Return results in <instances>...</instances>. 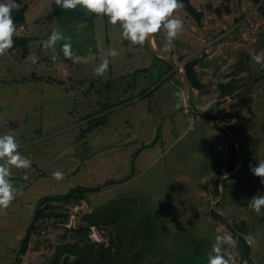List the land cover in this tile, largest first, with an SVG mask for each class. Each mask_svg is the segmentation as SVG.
Listing matches in <instances>:
<instances>
[{"label":"rangeland","instance_id":"374dc122","mask_svg":"<svg viewBox=\"0 0 264 264\" xmlns=\"http://www.w3.org/2000/svg\"><path fill=\"white\" fill-rule=\"evenodd\" d=\"M16 2L20 7L25 5V11L15 35L30 40L24 58L19 49L0 57V135L16 137L18 151L30 158L31 167H11L10 180L18 192L9 208L0 209V264L13 260L35 202L75 187L95 189L79 203H86L83 210L89 209L90 219L103 228L102 242L113 244L112 253L101 260L86 252L85 264H207L216 237L232 233L209 212L206 198L212 191L193 180L205 177L204 171L211 166L207 161L216 163L218 152L202 154L198 148L204 147L200 144L201 127L194 124L187 129L186 115L175 108L178 93L173 83L181 87L182 83L167 70L168 62L153 54L148 42L130 45L122 38L119 24L112 26L106 17H96L79 6L69 10L57 6L55 0ZM189 2L201 7V24L183 9L177 10L174 16L184 21V28L174 47L164 51L166 31L162 29L153 36L155 49L175 63L186 59L184 43L193 38V27L194 33L202 34V41L215 38L213 46L224 42L215 53V58H221L220 65L227 62L223 76L224 71L235 74V69L240 70L235 93L229 97L234 100L229 102L241 106L238 132L242 136L235 130L240 169L221 182L223 190L216 207L228 222L243 221L253 244L245 259L240 242L232 235L236 246L224 245V249L235 264L247 263L248 259L252 264H264V214L248 206L253 196L264 193L260 178L249 170V165L264 162V63L253 60L256 53L264 51V17L248 0ZM55 29L71 37L73 59L64 57V41L52 48L43 46ZM109 49L119 55L109 58L105 75L97 76L93 70ZM33 53L39 57L35 64L29 59ZM192 57L201 59L202 55L190 54ZM162 72L166 75L155 93L142 94ZM198 79L204 85L203 92H209V79L200 72ZM158 92L166 98L155 104ZM186 99L192 102L191 92ZM230 104L227 114L236 113ZM101 115L105 121L86 131L87 124L94 122L91 118ZM160 120L186 129L179 141L169 146L168 137L160 145ZM166 146V153L158 158ZM204 148L214 146L210 143ZM177 152L180 161L185 160L181 167L190 169L178 172V177L190 180L186 184L181 181L174 185L170 166L163 169L171 153L176 156ZM56 170L63 172V180L53 178ZM201 192L205 196L198 197ZM50 221L39 236L32 235L17 264H51L54 243L69 239L70 232L51 226ZM73 222L65 227L70 228Z\"/></svg>","mask_w":264,"mask_h":264},{"label":"clouds","instance_id":"9594fccd","mask_svg":"<svg viewBox=\"0 0 264 264\" xmlns=\"http://www.w3.org/2000/svg\"><path fill=\"white\" fill-rule=\"evenodd\" d=\"M57 6L62 9H76L77 6L99 18H107L110 25L119 24L121 36L130 42L132 46H144L146 42L151 43L154 34L162 29L166 31V43L164 51L169 52L174 47V41L181 34L184 28V21L175 17L174 13L183 8L181 0H55ZM20 4L16 0H0V57L8 54L14 47V36L17 31L12 13L17 10ZM64 41L61 51L66 59H73L71 37H66L59 29L51 32L48 39L43 43L45 48H52L58 42ZM119 53L115 49H109L105 57L94 68L97 76L106 74L110 59L116 58ZM29 59L33 64L39 61L35 53ZM56 59V57H53ZM253 60L257 64L264 63V51L256 53ZM16 137L11 134L0 135V209H7L14 201L18 189L10 180L12 175L11 167L17 169H29L30 158L23 156ZM249 170L254 177L260 178L264 185V162L256 166L249 165ZM57 181L64 179L63 172L56 170L52 173ZM252 210L257 214H264V193H258L249 201ZM236 240L232 234L218 235L212 245V253L208 256L207 264H235L230 253H226L224 245L229 248L236 246Z\"/></svg>","mask_w":264,"mask_h":264},{"label":"crops","instance_id":"0c3cea01","mask_svg":"<svg viewBox=\"0 0 264 264\" xmlns=\"http://www.w3.org/2000/svg\"><path fill=\"white\" fill-rule=\"evenodd\" d=\"M191 31H192V36H193L194 39L190 38L188 43H184V46L186 45L185 47L188 50L184 54L183 58H187V57L189 58L190 54L196 55L197 53H199L200 55H202L201 59H198V62H200V63L198 65V68H197L198 70L197 71L200 72L203 77H206V78L209 79L210 88H209V92H207V93L203 92V89H202L203 87L201 89H199V90L189 89L188 93L191 92V94H192V102L189 103V105H191L192 107H197V106H200L201 104H203L204 102H206L210 98H215L216 102L212 106V110H211V114L212 115L211 116L197 115L196 113L191 112L189 110L188 106H186V102H188V101L183 96V85L181 87V86H178L175 83H173V86H174V88L176 89V91L178 93L177 94L178 95L177 96V102H175L176 103L175 104V108L176 109L181 108L183 110L184 114L186 115V119H187L186 120L187 121L186 122L187 123L186 126H187V129L190 130L191 127L194 126V124L197 127H199V126L201 127V129L198 128L203 133V135L201 136V139H200V144L204 145V147H205L206 145L211 143L214 146V149H206L204 147H199L198 146V148L201 150L202 154L208 155L209 153L207 154V153H205V151L211 152V150L218 152V159H216L217 160L216 163H214V162L212 163L209 160L207 161L206 164L208 166L209 165H211V166H210V169H209L208 172L204 171L205 177L195 178L193 180L194 182H196V184H198L200 186H204L203 188L206 189L207 191H209V190L212 191V194H209V196H207V198H206L207 199L206 200L207 201V205L209 207V206H211L213 201H214V205H215V203L218 200H220L221 195H222V193H221L220 197L217 198L216 197L217 194H214L215 182H216V185H217L218 184V179H220L221 176H222L221 177V182L225 181V179H227L226 177H231L232 175L237 173L238 170L240 169V163H239V167L237 169V172H235L234 174H231V175H225V173L228 172L227 168L231 164L230 141L227 138L228 135L221 128L218 127V124H217L216 120L213 118L214 117L213 115H216V113L219 110H222V115L218 119V122L221 123L223 126H226V127L227 126L234 127V129H236V131L238 132V130H239L238 121H240V117H241L240 116L241 115L240 114L241 106H239V108H238V106H235L234 103H232L234 100L230 99L229 97L233 96V92L235 93V90H236V87L238 85V80H239V76L241 75L240 74L241 72L238 69L237 70L235 69V74L233 72H232L233 74H231L228 71H224V76H223L221 74V71H222V69H224L223 64L224 63L227 64V62H224L223 64L220 65L219 60H221V58H215L216 57L215 53L218 50V48L221 47L222 43H224V42H216L215 46H213V41L212 40L215 39V38H213L211 40L202 41L204 39H203L201 33L199 35L194 33L195 31H194L193 27H191ZM151 44L153 45V47H155V41H154L153 37H152ZM218 57H220V56H218ZM175 64L178 67L177 63H175ZM179 68L180 67H178V70H180ZM245 68H246V66H245ZM167 70L172 71L171 68L167 69ZM165 75H166V72H162L161 75L157 79H155L149 85V87L147 89H145L142 92V94H146V96H149V95L155 93L154 91L160 85V80L164 79ZM176 76L179 78V76L177 74H176ZM217 76H219V77H217ZM214 77H215V79L218 78L216 83H215V81H213ZM229 79L233 80V89H232L231 93H224L222 95H219V93L215 89L216 84L217 83H221V82L222 83L226 82ZM211 90H212V92H211ZM161 91H163V90H161ZM217 94H218L219 97L217 96ZM138 96L139 95H137L136 97H138ZM241 96L242 95L238 96L237 101L241 100L240 99ZM157 97H158V99H157ZM164 98H166V96L162 92H158V94H156V97L154 99L155 104L163 102ZM218 98H220V99L225 98L226 100H224L222 103H220L221 101H220V99L218 100ZM231 100H232V102H229ZM227 104L228 105L230 104L231 106L234 105L235 107H234L233 110H235L236 113L227 114V111H230L227 108V107H229V106H227ZM190 113L193 114L194 116L196 115L199 118L193 117V119L191 121H189L188 117L191 115ZM164 114L165 115H163V116L167 115V113H164ZM169 120H170V118H169ZM185 130L186 129H184V130L181 129L180 130L179 126L177 124H175V122L171 123L169 125L167 122H164V121L160 120L158 142L160 143V145H164L165 142H167V138L170 137L171 141L168 144L170 146L175 141H179L180 140V137L185 132ZM237 132L235 133V136H236ZM238 133H239L240 136H242L240 134V132H238ZM164 135H165V137H164ZM236 140H237V138H236ZM231 142H232V140H231ZM167 148L168 147L166 146L165 149H163V147L160 149V151L158 153V158H159V156L161 154H163V156H164V154L166 153ZM210 148H212V147H210ZM188 155L189 156L191 155L190 152L188 153ZM179 156H180L179 152L176 153V156H172V153H171V158H170L169 162L166 165H164V168H163V169H167V167L170 166V172H172L173 178H174V185H177V183L178 182L180 183L181 181L183 183H185V184L188 181H190L188 178H186V176L178 177V175H179L178 172H181L183 169H185V171H189L190 170L188 168L181 167V164L185 160L180 161ZM206 158L207 157H205V160H207ZM235 161H236V157H235ZM175 172H177V174ZM185 184L183 186H185ZM217 189H218V187H217ZM201 195L205 196V194L203 192L198 193V197H200Z\"/></svg>","mask_w":264,"mask_h":264},{"label":"trees","instance_id":"16d2710c","mask_svg":"<svg viewBox=\"0 0 264 264\" xmlns=\"http://www.w3.org/2000/svg\"><path fill=\"white\" fill-rule=\"evenodd\" d=\"M252 5L256 6V9L260 12L261 16L264 17V0H248ZM183 4V10L198 24H201L202 11L198 9V7L193 6L189 0H181ZM24 11L25 5H22L17 10H14L12 13L14 22L16 27L20 26L24 21ZM30 38L25 37L23 35L14 36V47L13 49H19L21 51L20 57L24 58L27 55V45L29 43ZM199 59V58H198ZM170 69V67H167ZM215 89L222 95L224 93H231L233 89V80L229 79L226 82L217 83ZM95 114V113H94ZM90 116H85L87 118ZM104 115L96 116L95 118H91L92 121L87 124L85 130L88 131L96 127L99 123H103L105 121ZM231 131L235 134L236 129L231 126H227ZM227 136V135H226ZM230 141V155H231V164L227 168V170H232L236 164L235 161V151L232 145L230 138L227 136ZM229 178V177H226ZM223 183V182H222ZM95 189L92 188H80L75 187L70 189L68 192L62 195L56 196H43L39 198L31 211L30 219L25 227L23 236L19 239L18 246L15 250V255L13 260L9 264H17L19 262V257L23 255L27 249V244L29 239L34 236H39L41 231L44 230L49 224L48 220L51 219L50 225L53 227H59L64 231L69 230L70 236L69 239L65 241H58L54 243L55 247L53 250L52 257L50 258L51 264H85L86 261V252L91 255L94 254V258L96 260H101L106 256H109L112 249V242H108L104 244V242H96L92 241L88 237L89 226L94 225L97 228H101V226L96 222L90 219L88 216L91 214V211H77L74 216L73 225L70 228H66L65 224L68 221L69 217V208L70 204L76 203L79 200H86V195L90 192H94ZM218 193L217 185L215 182L214 194ZM216 206V203H215ZM81 212V213H79ZM211 216L218 220L219 223L225 224L228 230L232 233L233 236L237 238L240 242V252H242L243 257L245 258L248 254L249 246L248 244L237 234L233 232L230 228L229 224H227L226 220L220 216L218 213L214 212V210L209 209ZM233 228L239 232L245 233L249 237V233L247 231L246 225L243 221H239L238 223H231ZM103 229V228H101ZM111 237V235H109ZM108 236V237H109ZM248 264H252L251 259L247 261Z\"/></svg>","mask_w":264,"mask_h":264},{"label":"water","instance_id":"95a60500","mask_svg":"<svg viewBox=\"0 0 264 264\" xmlns=\"http://www.w3.org/2000/svg\"><path fill=\"white\" fill-rule=\"evenodd\" d=\"M200 8L201 7H199V9ZM148 44H149V48L153 52V54H155L159 58H162L163 60L167 61L170 68L172 69V71L179 76V78L182 82V85H183V96H184V98H187V94H188L189 89L199 90L203 87V84L198 79V71L195 70V67L198 64V58L197 57L186 58L181 63L180 70H178V67L176 66L174 61L169 60L167 57H165L162 54H160L159 52H157V50L155 49V47H153V45L151 43H148ZM215 102H216L215 98H210L206 102L201 104L200 106L192 107L191 105H189L188 102H186V106H188V108L191 112L196 113L197 115L211 116L212 115L211 114L212 106L215 104ZM221 115H222V110H219L216 113V115H213L214 116L213 118L216 120L218 127L221 128L230 137V139L232 140V144L234 146L236 165L232 170L225 173V175H231V174H234L239 167V163H240L239 147L237 144L235 134L229 128H227L226 126H223L221 123L218 122V119L221 117ZM221 177H220V179H218V193L216 195L217 198L220 197L222 190H223L222 189V183H221ZM211 209L214 210V212L218 213L220 216H222L228 222L226 215L214 205V201L211 204ZM229 226L235 234L240 236L248 244V246H249L248 255H247V258H248L250 253L252 252V249H253V244H252L250 238L245 233L235 230L231 226V224H229ZM240 257H241V255L239 256V258ZM244 264H247V263H244Z\"/></svg>","mask_w":264,"mask_h":264},{"label":"built area","instance_id":"2783aa9c","mask_svg":"<svg viewBox=\"0 0 264 264\" xmlns=\"http://www.w3.org/2000/svg\"><path fill=\"white\" fill-rule=\"evenodd\" d=\"M184 60H185V59H184ZM184 60H182V61H180V62H178V63L176 62L177 65H178V67H181V63H182ZM179 69H180V68H179ZM188 119H189V121H191V120L193 119V116L190 115V116L188 117ZM83 207L87 208L86 203H79V201H78L77 203L70 204V205L68 206V208H69V217H68V221H67V223L73 221L75 212H77V211H79V210H83ZM83 211H84V210H83ZM85 211L89 212L90 210L87 209V210H85ZM67 223H66V224H67ZM66 224H65V225H66ZM102 233H103V230H102L101 228H97V227L94 226V225H90V226H89L88 237H89L92 241H96V242H100V241H102V240H101V239H103V235H102Z\"/></svg>","mask_w":264,"mask_h":264},{"label":"flooded vegetation","instance_id":"af4514ba","mask_svg":"<svg viewBox=\"0 0 264 264\" xmlns=\"http://www.w3.org/2000/svg\"><path fill=\"white\" fill-rule=\"evenodd\" d=\"M226 217H227V216H226ZM227 220H228V218H227ZM239 221H240V220H239ZM228 223L231 224L230 222H227V224H228ZM233 223H238V222L233 221ZM231 226H232V225H231ZM232 227H233V226H232ZM240 247H241V246H240ZM240 253L242 254V252H240ZM241 254H240V255H241ZM242 255H243V254H242ZM247 255H248V254H247ZM246 258H247V256L245 257V259H246ZM248 260H249V259H248ZM248 260H247V261H248Z\"/></svg>","mask_w":264,"mask_h":264}]
</instances>
